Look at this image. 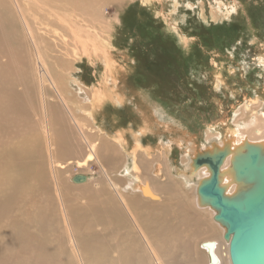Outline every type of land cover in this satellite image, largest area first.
<instances>
[{
    "label": "rangeland",
    "instance_id": "obj_1",
    "mask_svg": "<svg viewBox=\"0 0 264 264\" xmlns=\"http://www.w3.org/2000/svg\"><path fill=\"white\" fill-rule=\"evenodd\" d=\"M95 1L100 8L104 6V13L98 10L97 16L103 15L112 29L102 32L108 37L98 42L104 52L88 57L93 49L82 50L71 36L70 40L64 36L68 42L59 43L61 49L58 47L68 53L66 62L60 55L55 58L58 53L46 52L51 55L47 56L48 63L54 67L51 71L65 93L66 103L56 97L51 85H44L43 94L38 64L32 60V53L24 54L25 32L20 23L17 33L13 22L10 24L17 13L10 14L11 9L9 13L2 12L7 21L11 19L8 24L3 18L0 25V51L10 58H1L0 64L4 69L7 66L16 80L0 83V91L4 86L10 88L0 92V252L4 255L1 262L14 264L25 255L32 264L42 260L45 264H77L76 259L88 258L84 262L87 264L91 258L87 248H96L97 244L99 253H109L118 243L120 247L135 248L137 256L147 264H156L149 248L156 250L163 264H174V251L178 264H193L182 243H174V231L165 235L161 233L162 225L151 228L141 224L145 222L142 218L153 217V211L163 213L173 207L162 182L168 167L183 164V155L176 145L170 150L163 146L166 134L154 132L156 122L149 110L139 120L135 108L147 110L148 102L156 99L154 102L170 115L168 118L180 121L199 140L207 135V125L218 123L225 129L224 124L231 125L237 115V119H246L251 112L250 106L246 107L249 101L255 97L259 101L264 99V65L260 63L264 59V0ZM2 2L0 7L10 6L7 1ZM82 2L72 0L76 6ZM31 3L27 19L35 15V10L39 12ZM76 16L85 18L83 14ZM38 17L41 18L40 13ZM30 19L34 25V19ZM45 31L43 37L50 40L52 33ZM17 38L20 39L15 44ZM6 39L8 43L12 41L11 45ZM107 52L110 61L105 63L102 56ZM10 62H14L13 67ZM118 69L123 72L117 74ZM76 84L84 95L78 92ZM94 86L106 93L113 91L119 99L130 97L131 101L123 109H116L107 97H102L93 116L85 96L91 97ZM6 91L11 94L4 96ZM141 125L143 147L152 155L140 165L141 176L168 202H150L147 195L139 198L138 192L130 188L129 177L121 171L130 165L124 153L115 149L113 154L101 153L87 166L76 164L88 152L86 141L106 140L104 132L117 128L129 136ZM57 162L64 166H58L53 176L51 169ZM155 165L160 170L158 180L152 175ZM85 173L89 176L84 182H73V176H86ZM169 225L174 228V220ZM209 234L205 232L203 236ZM25 240L28 253L23 255L17 248ZM72 243H77L79 255ZM16 255L18 259H14Z\"/></svg>",
    "mask_w": 264,
    "mask_h": 264
},
{
    "label": "bare ground",
    "instance_id": "obj_2",
    "mask_svg": "<svg viewBox=\"0 0 264 264\" xmlns=\"http://www.w3.org/2000/svg\"><path fill=\"white\" fill-rule=\"evenodd\" d=\"M5 1H7L12 8L8 4H6L5 7H3L4 5L0 7V15L2 17V19L0 18V25L3 24V20H4L3 18L6 19L5 15H4L5 17H3L2 12L4 14L9 13V9H11L13 10V12H10V14L16 15L17 13L18 16L16 15L15 21H13L14 18L11 19V17H10L11 21L10 19L9 21L10 24L11 22H13L12 25L14 24V31L16 33L18 32L19 29L18 23L21 24L22 30H24L25 32L24 35L26 37L25 36L24 37L26 40L25 39L24 40L26 41L25 42L26 44L24 46V52H25L24 54L28 55L32 53V57H33L32 60L36 61L38 64L37 76L40 80V85L43 94L45 95L44 85L45 84L47 86L51 85V88L54 89L56 92L57 95L56 97H58V99L61 102L66 103L67 98L64 95L65 93H63L59 89L58 84L56 83L57 81L55 80V76L51 71V69L54 67L51 68V65L48 63L49 61L47 56H51V55H47L46 52H51V51L56 52L58 54H56L55 58H57L58 55H60V59H62V61H65V59H67L68 57V53L65 50L64 51L59 50L58 47L60 46L61 43L65 45L68 42L69 39L68 36H71L70 38L73 41H75L76 44L80 45L82 50L87 51L90 48L93 49V51L90 52L88 57H90V55H96L98 52L103 53L104 51L102 52L99 49L98 42H100L102 39H106L108 36L107 35L104 36L102 32L112 31V29H110L111 27L106 24L108 20L103 15L97 16L98 10H101L104 13V9H103L104 6L100 8L97 4L93 3V2H97L95 0L93 1L83 0V2L78 6L73 5L72 0H5ZM31 2H33V6H35L37 10H39V12L38 11L36 12L35 10V13H33L35 15H33V17H29L30 15L27 13L29 15L28 19L30 18L34 19L33 21V23L35 22L34 25L31 24L30 22L32 21L29 22V20L26 17V12H28L27 9L32 4ZM29 13L32 14V12ZM39 13L41 18L38 17ZM77 14H83L85 18H78L76 16ZM44 20L46 21L44 22ZM88 20L90 22H88ZM9 21H7L8 24ZM42 23L46 25L50 24V26H43ZM35 25L37 27L34 28L33 26ZM2 28L4 29V27ZM9 28L10 26L7 29ZM43 30H46L47 32H51L53 39L51 37L50 40H48L46 37H43V35H45ZM10 31L13 32L12 30ZM7 35L9 36V34ZM64 36H67L68 39H65ZM40 38L46 39L47 42L43 39L41 40ZM18 39L20 38H17V42H15V44L18 43ZM10 40H12V37H10ZM58 40L61 41L59 42ZM76 40L81 41V43H79ZM43 41H45L46 43H44ZM11 43H8L7 41V44L11 45ZM27 43L29 44L28 45L29 47L31 46L30 48L27 46ZM59 48L61 49V47ZM68 48L69 47H67V49ZM11 49L13 51V48ZM11 49L8 50L10 51V53H11ZM109 50L111 49H108V51ZM5 53L6 52H4L3 54L0 51V60L1 58L8 59L9 56L5 55ZM102 57L105 63L110 61V55L108 52L106 53V55ZM71 59L68 60L71 61ZM10 60L12 61V59ZM20 62L21 61H19V64ZM260 63L264 65V59ZM10 64L11 67L14 66V62L12 63L10 62ZM17 67L18 66H16V68ZM6 68L7 66L4 69L0 64V83L1 81L3 82L4 80H10L13 82V79H15L11 75L10 70L7 71ZM120 70L117 72V74H121L123 72ZM115 80L116 79H113L112 81ZM76 86L78 88V92H80L81 95H84L85 94L84 90H82L77 84ZM5 87L7 88L8 86H4L2 89L3 91L4 89H6ZM2 90L0 92H2ZM7 91L3 93L4 96L6 93H10L12 90H9L10 92ZM92 92L93 93L91 94V97H87L86 95L85 99H87L89 102V105L92 110V112L91 111L90 112L93 116L97 114V112L95 111L102 102L101 100L102 97H107L109 103L113 104L116 109L125 107L126 104H128L127 102L131 101L130 97H127L126 99L125 98L119 99L115 96V93L113 91L106 93L105 90L98 87L95 88V86L93 87ZM256 98L257 97L253 98L251 101H249L250 103L246 105V107L250 106L249 111L251 110L249 116L246 119H237L238 116L237 115L231 125L224 124L225 129L222 127V125L218 123L207 125V128L205 130L207 135L202 140H199L197 136H195L180 121L174 119V117L168 118L170 115L167 113V111L164 110L159 104L155 103L153 100L148 102V105L146 106L147 110L135 108V111L137 113V118L139 120L140 117L146 116V112L149 110L150 117L152 118V120H155L156 122L155 125L156 129L154 130V132H157L158 135H161L163 133L166 134V141L164 142L163 146H165L167 150H170L169 148L171 147L174 148V146L176 145V147L182 150V155H183L182 156L183 164L181 166H175L171 168L168 167V169L166 170L167 173L166 180L162 182L163 185L162 187L164 191L169 194V199L171 201L169 204L173 205V207L171 209H168L167 211H164L163 213L162 212L156 213L153 211L152 218H142L141 214H139L140 217L145 221L142 222L141 224L143 226H148L151 228H155L158 227L159 225H162L161 233H165V235H167L168 232L174 231L173 232L174 243H176L177 240H179L182 243L183 247L189 252V256L192 257L193 264H212L210 262L208 246L206 245L207 243L210 242L214 244L213 252L217 258V263L215 264H231L229 252H228L229 241L223 238V232L225 230V227L214 219V215L216 214L217 211L213 209L211 206L204 204V202H201L197 192V188L201 183V181L207 179L210 176L211 172L206 166L196 167L194 163V159L199 154H204L206 152L215 153L219 151H224L225 158L223 163L219 167V172H218L219 178L217 179L220 186L222 187V191H224V194L226 196L231 197L237 191L246 188L245 185L236 181L233 178V169L231 165H232V160L234 159V156L236 154L240 152H245V148L247 144L261 145L262 147H264V99L261 100L262 99L261 98L259 101ZM11 103L13 102L11 101ZM177 128H179L178 132L176 131ZM141 131H143L142 125L140 130L137 129L132 130L129 136L119 130H113V131L106 130L104 132L106 135V140L95 138L94 141H86L87 138L84 136L83 139L86 141V147L88 152L86 151L87 154L85 158L81 161L77 160L76 164L79 167L87 166L88 161L93 160L94 158H99L101 153L113 154L114 153L113 149H115L119 153H124L126 160L130 165L129 167L125 166L121 171H125V174L129 177L130 179L129 184L131 190L135 193L138 192L139 198L144 195H147L150 198V200H152L150 202L157 200L166 201L165 199H163V195L159 191L158 193L160 196L156 194V189L153 186V184L146 181V177L143 180L141 176L142 175L141 166L143 165L144 160L147 157L152 158V155L149 154V151H147L143 147L142 137L139 135L141 134ZM166 131L168 133H166ZM174 132L177 133V135H174ZM100 133H102V131ZM100 136L102 137V135ZM51 162L53 163V159H51ZM53 166L54 168L51 169V171L53 172L52 174L54 176L55 173H57L56 170H59L57 167L58 166L63 167L64 163L57 162ZM159 172H160L159 167L155 165L154 171L152 172V175L154 176V180H158L157 177L159 175ZM82 176L84 177V181H85L87 179V176H89V174H86V176L85 175ZM84 181H76L74 180V176H73V182L79 183ZM117 218L118 217H115V220ZM170 220H174V228L169 225ZM135 221L138 222L136 216H135ZM205 232L210 234L204 237L203 233ZM25 242L26 240L23 242V244L18 246V248L15 247L17 248V250H19V253L20 252H22V254L28 253L27 250L28 245H24ZM71 245H72L71 246L72 249H74L78 254L77 249H79V247L77 243H75V245L74 243H72ZM84 245H87V243H84ZM191 245L193 246L196 245V247L192 249ZM95 246L96 248L92 247V249L87 248L86 250L87 253L90 254L89 256L91 257L86 262L87 264H147L145 260L141 261L142 257L137 256L139 252L135 248H132L129 245L120 247L121 245L117 243L116 245H114L115 247H113L112 249L113 251L109 253L108 250H105L104 253H99L100 245L97 246V244H95ZM13 249L14 248H12V250ZM150 249L152 253L150 256L154 257L155 263L163 264L157 257L155 252L156 250L152 248H149L148 250ZM17 250H13V252ZM29 251H30V247H29ZM3 257L4 255L2 256L0 252V264H5L3 263L4 261L1 262ZM15 257L14 259H18L19 256H17V258ZM176 257L177 254L174 251V264H178V261H176ZM8 259H4V260L9 261ZM87 259L88 258H82V259L78 258L76 259V263L85 264L84 262ZM14 262L16 261L14 260ZM31 262L29 256L25 257L24 255L22 257V260H19L14 264H32ZM43 263L45 264V261L42 260L40 264Z\"/></svg>",
    "mask_w": 264,
    "mask_h": 264
},
{
    "label": "water",
    "instance_id": "obj_3",
    "mask_svg": "<svg viewBox=\"0 0 264 264\" xmlns=\"http://www.w3.org/2000/svg\"><path fill=\"white\" fill-rule=\"evenodd\" d=\"M224 151L199 154L196 167L206 166L211 174L201 181L197 192L201 202L217 212L214 219L225 227L223 238L229 241L231 264H264V147L247 144L232 160L233 178L246 186L226 196L217 179ZM76 181H84L80 174ZM210 262L217 263L214 244L207 243Z\"/></svg>",
    "mask_w": 264,
    "mask_h": 264
},
{
    "label": "crops",
    "instance_id": "obj_4",
    "mask_svg": "<svg viewBox=\"0 0 264 264\" xmlns=\"http://www.w3.org/2000/svg\"><path fill=\"white\" fill-rule=\"evenodd\" d=\"M129 94H131L130 92H128ZM145 93H147V91L145 92ZM148 94V93H147ZM133 95V94H132ZM154 101H156V99H154ZM126 105H128V104H126ZM124 107H122L121 109H123ZM118 112V111H117ZM118 123V122H117ZM122 128H124V127H122ZM118 129V128H117ZM117 129H115V130H117ZM111 131H113V130H111ZM144 142V141H143Z\"/></svg>",
    "mask_w": 264,
    "mask_h": 264
}]
</instances>
